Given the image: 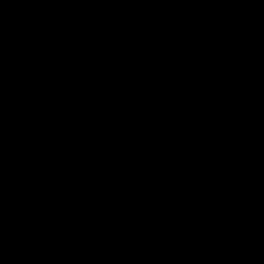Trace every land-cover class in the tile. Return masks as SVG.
<instances>
[{
	"label": "water",
	"instance_id": "obj_1",
	"mask_svg": "<svg viewBox=\"0 0 264 264\" xmlns=\"http://www.w3.org/2000/svg\"><path fill=\"white\" fill-rule=\"evenodd\" d=\"M0 264H264V0H0Z\"/></svg>",
	"mask_w": 264,
	"mask_h": 264
}]
</instances>
